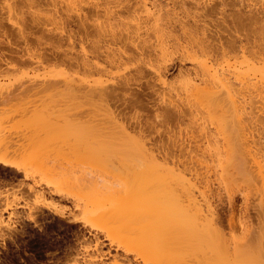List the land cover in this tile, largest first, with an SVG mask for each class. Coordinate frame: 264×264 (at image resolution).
Here are the masks:
<instances>
[{
	"label": "bare ground",
	"instance_id": "bare-ground-1",
	"mask_svg": "<svg viewBox=\"0 0 264 264\" xmlns=\"http://www.w3.org/2000/svg\"><path fill=\"white\" fill-rule=\"evenodd\" d=\"M28 1L29 0H3V2H0H2V4L8 9L7 12L10 13V9L13 10L12 6L15 8L14 6L16 4L23 5L25 7L28 6L26 8L29 9V7L31 8L32 3L39 2L37 0H32V3ZM151 1H154L152 3V7L155 8V10L158 7L156 11L151 12L149 10V6H146V0L140 1L141 5L139 8H142L141 11L145 12V16H147V19L143 21L144 25H136V28L133 25L135 30L133 28V32L130 30L129 33H125L127 35H125L124 38L121 37V34L116 36V33L112 34V32L111 34L113 36H108L112 42L110 40H106L105 37H107V32H105L106 34L103 33L102 36L104 37L105 35L104 38L101 37V39H105V43L108 44L111 42L110 46L113 45L112 43L115 41L119 42L120 40H124V42L128 40V42H131V46L135 49L133 51L139 56L138 57L136 54H134L136 56V60L135 57H133V62L136 63L137 57L140 58L142 62H138H141L140 64L144 68L141 66L137 67L136 65V68L132 66L135 69H133V73H131L130 76H125L123 80L121 79V82H118L117 80V82H115L117 83L115 86L112 84L109 86L111 81L109 78L112 75H120V73L116 74V70L124 65L122 57H128V60L133 63L131 61V55L133 53L127 56L125 55V53L127 54V51H124V54L120 52L123 55L120 56V54H117L116 52L117 57L115 55L110 56L109 54L112 53V51H107L109 47L104 46L108 49L101 47V43L98 42L99 47H96L99 49L102 48L100 49V55L103 54L102 57L105 60H102L104 62H101V64L99 63V60H96L98 57L100 58V55L98 54L99 52H95L97 50L93 42L95 40V34L93 35L94 37H90L91 40L85 38V40L88 42H91L93 38V43H91L94 47L91 46V44L88 46V50L86 49L87 47L83 45V42L86 43V41H79L80 43L78 44L80 45L82 43V46L80 52L75 54L76 57H72V54L67 53L66 50L63 52L60 49L61 47H58V49H60L59 52L61 53H51L49 59H59L63 66L67 63L69 67L68 69L72 68L73 70H68L66 67L65 70L68 72L72 71V74H69L71 72H67L69 75H65L63 71H60L62 74H56L57 72L59 73V70H53L56 73L53 74V72L50 71L51 74L49 75L48 73L43 77L41 75L42 78H40V83H37L36 85L32 84L26 89L20 91L24 92L26 90L34 89L35 91H32L34 94L36 90L38 91L40 89L46 91L51 90L50 92L44 91L49 95L54 91H58V93L62 92L63 96L65 97H63L65 99L64 102H66V99L70 100H68V110L72 111V114L75 111H77L76 113L78 114L79 111H81L82 114H86H83V117L81 114L79 116L77 114L74 115L75 117L78 116V118H83L82 120H79V122L77 121V118L75 120L73 117L72 118L74 120L70 119L71 121H68V123H73V125L77 122L81 123L80 125H78V123L76 124L79 126V128H77L78 126L75 127L74 125V127L78 130H76L77 134L79 133L77 136H80L76 137V139L82 138V141L84 142L82 144L85 145V148L82 149L84 145L80 144L82 147L80 150H84V153H88V151H91L92 153L95 152L99 158L101 157V159H105V162L106 159L108 162V158H110V160L114 159L115 164L112 163L113 161L110 162L114 165L111 166L108 164L110 167L107 165V169H103L105 174L102 173L103 175H100L101 177L105 176V180L102 182L105 183L106 186L105 184H103L105 187L102 186V182H100V185L105 191L103 193L102 191L101 193L97 192L99 185L96 188V183L95 186L93 183V186L91 187V192L97 193V195L99 193L102 194V196L98 195L99 197L101 196V198L98 197L99 199L96 198L93 201H88L87 203L91 206V209H89L91 211L93 209V213L100 212V214H108L107 216H110L109 222L105 225H107V232L109 233V237L112 241L117 242L118 245H123L128 242V240H132V238L134 240L136 236L141 233L139 230H144L142 229L144 227L142 226L141 228V225L147 221L149 224L152 223L153 226L157 227V230L156 227H152V225H150V228H155V230L149 228L152 233L157 231V233H154L156 234L155 238L153 237L155 240L151 237V240L153 239V241L150 240L149 243L146 238L143 237L144 240L147 241L144 245V249L146 250V253L151 254H149V257H153V259H149L153 260H151L152 264H172L174 260L175 262L173 264H182L183 260H185L184 262L187 264H264V152H260V148L257 149L253 146L254 141H252V138L248 136L249 132L244 131L246 128L243 130V128L246 126L242 127L239 118V127H236L238 122L236 123L234 120L233 122H235L236 125L231 123L234 128L225 130V127L227 126L225 125V122L223 123V120L220 117L228 110H232L235 116L239 115V113H242V110L244 109L242 102H245L246 97L250 99V101L253 103V106L255 105L254 107L258 112L260 111V113H264V35L262 36V34H264V0H180L182 2L179 1L180 3L177 4H180L179 6H181V8L186 10V8L192 6V8L189 9L190 11L187 9L189 12L192 10V14L189 15L190 13H188V11L186 12V16L190 19L189 22L188 20L183 21V17L180 15V18L177 17V14H180L181 12H175V10L177 11V7L165 9L167 4L162 5L161 2L158 3V0ZM50 2L53 4V1L50 0ZM66 4L67 2L65 3V7L67 6ZM174 5L175 4H173V6ZM40 6L42 5L40 4ZM72 6L74 7V5ZM227 7L233 11L232 13L228 12L230 13V24H227L226 20L223 18H221L222 20H219L221 21L219 22V25L215 26L214 24L213 28H208L207 25L209 19L212 20L210 22L211 24L215 23L213 22V19L215 18H209L207 22L204 23L206 26L203 23L201 24V18L207 19L212 15H220V11H224L225 9L223 10V8L227 9ZM122 8H124L127 12L136 11V9L133 8V5H130L129 3L125 4ZM92 9L94 10L92 13L96 14L98 12V6L95 5ZM33 13L34 12L32 11L30 15L28 11L30 19H32L31 23H34L37 26L39 25V18L36 16V13ZM104 13L107 14L108 17V12H106V10ZM181 15L184 16L182 13ZM8 16V21H11L12 19L10 18L9 14ZM227 18L229 19V14ZM41 20L42 19H40V22ZM12 21H14V19ZM87 21L86 14H84L83 18L79 21L80 30H82L84 37H88L91 34L86 24ZM15 23L17 24V22ZM14 25L12 24L14 30L11 28L10 30H16L15 32L17 33L18 37L20 36L21 39L25 40L26 38L23 36L25 34H23V29L21 28L22 26L18 24L15 25L17 26L16 28ZM96 28L94 27V29L97 30V36L95 38L98 39L101 35L99 33L101 32V28L99 31ZM251 29L255 30L257 33L259 30V33L257 34L254 31H251L256 34V38L254 39L255 34L252 35L253 33H251L250 35L253 37L250 38H253L254 40H251L250 42V39L248 41L245 37L247 36L246 31ZM130 33L132 36H134V38L129 35ZM122 34L124 35V33ZM241 34H244L243 37L248 42H246L247 46L250 47L246 46L245 41H243L244 43L242 42ZM257 35H259L258 38ZM39 39L40 38H38L37 41H39ZM130 39L131 41H129ZM136 40L139 41L137 42ZM169 41L171 45H169ZM95 42L97 45V40ZM249 42L252 43V46L249 44ZM147 43H149V45ZM118 45H120V43ZM177 47L180 50H178L179 52H177ZM129 49L130 48H128V50ZM123 50L125 49H122V52ZM12 52L16 56L10 55L7 59H5V55L0 53V77L3 76L5 78L6 76V78H8V75L11 72L10 70L15 67L14 63L31 62L33 59H35L33 58L35 56L31 58L29 56L24 58V55H19V53L15 50ZM129 52L131 53V51ZM113 54H115V52H113L112 55ZM145 54H147V56L149 55L150 57H147ZM174 55H177L176 59L173 57ZM66 57L68 59L65 60L66 63H63V59ZM44 59L46 60L42 54L39 57H36V61H34V63H43L44 61L42 60ZM138 62L137 65L139 64ZM182 63H191V66L184 69L183 67L185 66H182ZM58 64L57 66L60 67ZM125 64L128 67L130 63L125 62ZM174 67L176 70L179 68L177 70L178 76L176 77H178V79L180 78L181 81H179V88L177 87L174 90V92L177 91V98L169 99L167 96L169 99L168 101L166 100L167 102L162 99V102L165 103L163 105H166V107L163 108V113H161V115L163 114L161 124L164 123L167 125L169 120H178L183 116L186 119L190 116L192 118L196 110L198 111L199 109H202L208 116V120L210 119V124L212 122L213 126L217 125V129L216 127H212L216 130L215 137H217L218 134H221L219 136V138H221L220 142L216 140L214 136V142H212L213 138L210 137V134L211 136L214 135L212 132L213 130L210 132L209 128L207 129V126L205 127V125L201 126L198 124L197 127H195L197 130V133L196 131L195 133L199 134L198 138L203 136L204 139H206L205 145L208 144V146H205L202 142L203 138L200 139L201 141L199 140V144H202V146L205 148H201L200 145L198 147L196 145L198 144V141L196 143L194 140L195 143L191 141L192 144L194 143L196 145V148L194 147V149L193 146L191 148H185V145H179L178 143H176V145H178L176 146L175 142L172 141L173 144L171 142L170 144L162 143L157 146L154 144L155 147L149 146L150 148H154L151 150L150 148H147L148 143L145 140L148 139H145L147 138L145 135L137 132L138 135L133 136V126H131L132 128L130 127L131 131H129V127L127 128L126 125H123L124 121L126 120L127 122H129L131 119L135 120V116H133L134 114H131L128 117L126 113L123 114L122 112V114H120L119 111L118 114L122 115V118H124V121L121 118L123 121L122 123V121H116L117 119L121 120V116L119 117L117 114V117L116 114H114V111H109L111 110V104L113 105V103L117 102L120 97L124 95V91L129 88L131 83L134 80H139L144 76L143 73H146L145 70H148V72L153 75L154 80L165 83V77L167 76L166 73ZM180 67L183 69H180ZM112 70H115V72H112ZM129 73L130 72H128V75ZM122 76H124V74ZM232 78L234 79V82H231ZM34 79L38 78L34 77ZM114 80L116 81V79L114 78L112 80L113 83ZM152 84H154V82ZM28 92L29 91L24 92V96L28 95L26 94ZM42 92L43 91L40 90V93ZM37 93H39V91ZM53 94L57 95L55 93ZM159 94L162 93L160 92ZM22 95H18V98H21ZM169 95H171V93ZM256 103L259 106H257ZM79 105L82 108H80ZM85 105L87 107L86 109ZM113 106L115 107L116 105ZM98 107H100L99 109L101 112L103 111L102 113L104 117H107L105 120H101L99 118L102 113L99 110H96ZM34 108L38 109L36 106ZM77 109L80 110L78 111ZM202 110H200V112L196 111L195 114H201ZM133 111L135 112V109ZM258 112L257 114L259 115ZM88 113L91 114L88 115ZM97 113H100L101 115L99 114V116H97ZM257 114L256 116H258ZM186 115L188 117H186ZM87 116H89L88 119ZM129 123L131 124L132 122ZM188 123L192 124V122ZM227 124L230 126L229 123ZM240 127L241 129H237ZM217 130L220 132L218 133ZM137 133L135 132V134ZM195 133V138L192 136V138L190 137L192 140L196 139L197 137ZM217 141L219 143H217ZM186 145L189 146V144ZM12 148L13 147L8 145L6 146L5 144L0 146V150L3 151H0L3 153V155L1 154L0 156L1 165L11 166L12 163L10 164V161L7 160L8 155L6 154H9L12 150V152H14V148ZM198 149L201 151V154H198ZM72 151L73 153L74 151L77 153L76 150ZM90 158L91 157H89V159ZM83 160L87 161L86 158ZM88 162L89 160L87 163ZM99 162L96 163L99 164ZM15 168L17 167L15 166ZM18 169L20 170L19 167ZM186 173L189 174V176H185ZM107 177H110L108 180L113 181L114 185L110 181H106ZM213 178L215 181L217 180V183L215 184H218V187L215 190L210 188L213 184L210 186L209 183V181L213 182L211 180ZM95 182L97 181L95 180ZM108 182L113 185V187H111ZM93 187L94 190L97 191H92ZM55 188L56 187H54V189ZM220 188H223L225 191V199L221 196V190L220 192L218 191ZM30 190L32 191L33 189ZM36 190H33L31 194H35L37 196L39 191ZM60 191V189L56 188L51 192L60 194ZM207 192H209V195L206 194ZM215 196L217 197L216 199L220 200L221 202L225 200L227 207L229 208L228 213H221V211L216 209V205L214 206L210 202L208 197L212 198ZM238 196H241L242 198V207H238L235 203ZM198 197L201 198V204L203 203L202 205L199 204L200 201L198 200ZM221 197L224 200L221 199ZM147 202L153 203L152 206ZM143 203L145 206H148L146 207L148 208V210H146L147 212L143 211L144 207L141 206ZM150 207L151 209H149ZM137 210L138 212L140 211L139 213H141L139 218L137 216L139 214H136ZM52 211H54L53 213H55L58 217L62 218V211H59L55 208H53ZM143 212H145V214ZM29 217H32L31 214ZM145 223L143 225H145V229L147 230L148 226H146L147 224ZM125 250L127 251H124V259L129 260L128 255H133L134 252L136 255V251L130 253L128 248ZM104 256L105 253H102L99 250L96 255H91L90 257L86 258L87 260L84 259L85 261H83L86 262V264H99ZM114 257L118 258L119 256L114 255ZM142 259V263L146 264L147 262H145V260L147 259Z\"/></svg>",
	"mask_w": 264,
	"mask_h": 264
},
{
	"label": "rangeland",
	"instance_id": "rangeland-1",
	"mask_svg": "<svg viewBox=\"0 0 264 264\" xmlns=\"http://www.w3.org/2000/svg\"><path fill=\"white\" fill-rule=\"evenodd\" d=\"M0 1L3 2V0H0ZM29 1L31 2L32 0H29ZM37 1H39V2H34V3L31 2L32 3V5H31L32 9L30 7H29V9L26 8L28 6L25 7L23 5L16 4L14 6L15 8H13V6H12V9L15 12L10 9V13L7 12L8 9L2 4V2H0V24H1L0 25V53L5 55V59H7L10 55L16 56L12 52L14 50L16 52H18L19 55H24V58L28 57V56L30 58L35 56V57H33L35 59H33L31 62L14 63L16 68L14 67L15 69L13 68L10 70L11 72L9 71L10 73L8 75L9 76L8 78H6V76H5V78L3 76H1L3 78L0 77V144H1L0 146H2V144L3 145L5 144L6 146L8 145V146L14 148V152H12L13 151L12 150L13 148H12L11 149L12 151L9 154H6V155H8L7 160L10 161V164L12 163L11 166H8V165L5 166V165L0 164V264H86V262H84L85 260H87L86 258L90 257L91 255H96L99 250L102 253H105L104 258L102 259L101 262H99V264H143L142 258H144V260H145V258L147 259V260H145V262H147L146 264H152L151 260L153 259V257H149L151 254L146 253V250L144 249L145 248L144 245L146 244L147 241L149 242L151 240V237L155 238L156 234H154V233H157V231L152 233V231L150 229L152 227H156V226H153V224L151 222H150L151 224H149L147 221H145L146 223L145 222L144 223L147 224L146 226H148L147 230L145 229L146 227H145V225H143L144 224L143 223L141 225V228L143 226L144 228H142V229H144V230L143 231L141 229L139 230V232H141V233H139L136 236V238L139 236L137 239L135 238L133 240V238H132V240H128V242H126V243L124 242L125 243V244H123L124 246L122 244L118 245L117 242L112 241L111 238L109 237V233L107 232L108 231L107 225H105L106 223L109 222L110 216H107L108 214L103 215V214H100V212L97 213L95 211H94L95 213H93L92 212L93 209L91 211L90 210L91 206L89 204H87L88 201H90V200L93 201L94 199L98 198L99 197L98 195L102 196V194H100V193H101V191H102V193L105 191L102 187V186H104L103 184H105L102 182L103 180H105L104 179L105 176L101 177L100 175L102 173L105 174L103 172V169L105 168L104 170H106L107 169L106 166L108 164L112 166L115 163H114V159L110 160V158H108V162H109L108 163L107 159L105 162V159H103V158L101 159V157L99 158V156L97 154H95V152L92 153L91 151L90 152L88 151V153H84V150H80L82 148L80 146V144H82L84 142L82 141V138L76 139V137H80V136H77L79 133L77 134V132H76L77 129L75 127L80 125L81 123H78V122H79V120L83 119V118L81 119V117H79L80 118L79 119L78 116L81 114V116L83 117L86 114L83 113L84 114L83 115L81 113V111H79L80 109L79 110L77 109L79 111V114L76 113L77 111L74 112L75 114L74 113L72 114V111L68 110L70 100L66 99V102H64L65 97L63 96L62 92L58 93V91H56V92L54 91L53 93H55L57 95H54L53 93H51L52 95L51 94L49 95L46 93L49 90L46 91V90H42V89L38 88L41 91H43V92L46 91V92L40 93V90H38L40 93L39 94V93H37L38 91L36 90V92L33 94L32 91L34 92L35 91L34 89L33 90H26V91H29L30 94L28 92L26 94H28L29 96L28 95L24 96L23 93L26 91H24V92L20 91V90L26 89L27 87L31 86L32 84L36 85L37 83H40V78H42L47 73H48V75L51 74L50 71H52L54 74V73H56L55 71H57V69H58L59 73L57 72L56 74H62V72L60 73V71H63L65 75L72 74V71H69V72H71V73H69L68 71L65 70V67H66V69L69 68L68 64L65 62V60L68 59L67 57L63 59V63H66V65L64 64V66H63L62 62L59 59L58 60L49 59L50 55L53 52L58 53L59 50L61 49L63 52L66 50L67 53H71L72 57L75 56V54H78L80 52L81 46H82V43L80 45L78 43L83 42L85 40V38L88 40H91L90 37H92L95 34L97 36V32H96L97 30H95L94 27L95 28L97 27L96 29H98V31L101 28L100 29L101 32H99L101 35L98 34V35H100V37L98 38L99 40L97 38H95L96 36L95 37L93 36L95 39L94 41L92 38V41L94 42V46L97 49L95 51L96 53L99 52L98 54L100 55V49H102V48H100V49L97 48V47H99L98 42H100L101 47L108 46L109 49L107 47H104V48H107L108 49L107 51H109V52L110 51H112V53L115 52V54H113V55H112V53H110V54L108 53L110 56L115 55L117 57L116 52H117V54H120V56H123L121 53L124 54L127 51V54L125 53V55L128 56V55H131L133 53L131 55L132 56L131 61L132 62L134 61L133 57H135V60H136V56L134 55V54H136V52L133 51L135 49L131 46V44H130L131 42H128V40L127 41L125 40L126 42H124V40L123 41L120 40L123 43H121L120 41L119 42L115 41L114 43H112L113 45L110 46L112 41L109 39V37H110V35L113 36L112 34L116 33L115 34L116 36L118 34H121L122 35L121 37L124 38V36L127 35L125 33H129L130 30L133 32V28L136 25H144L143 21L147 19V16H145L146 15L145 12L141 11L142 8H139V6L141 5V3H140L141 0H91V1L90 0H70V1L69 0H66V1L65 0H55V1L51 0V1H53V4L55 3L54 5L51 4L50 0H45V1L44 0H37ZM146 1H147L146 6L147 7L149 6L148 8L151 12L156 11L158 9L157 6H156L157 7L156 10H155V8L152 7V3L154 1L153 2L151 0H146ZM175 1H173V0H158V3L161 2L162 5L167 4V7L165 9H172V8L177 7L176 8L177 11L175 10V12L177 13V12L181 11L180 14L179 13L177 14V17L180 18L179 17V15H180L181 17H183V19H182L183 21L188 20V22H189L190 19L186 16L187 15L186 12L190 8H192V6L186 8V10H185L184 8H181V6H179L180 4H177V3H180L182 1H180V0H177L176 2ZM60 2H62V3H60ZM66 2H67V4H66L67 6L65 7ZM36 3H39V4H36ZM128 3L130 5L132 4L133 8H135L136 11H134V12L128 11L127 12L124 8H122L125 4H128ZM40 4L42 6H40ZM71 4L74 5V7ZM173 4H175L176 6L174 5L175 6L174 7ZM95 5L98 6V9H97L98 12L96 14L92 13V11H94L92 8ZM16 7H17V9H16ZM20 8H22V9H20ZM65 8H66V10H65ZM67 8H68V10H67ZM137 8H138V10H137ZM152 8H153V10H152ZM105 10H106V12H108V17H107V14L104 13ZM223 10L224 11H220V15L222 14L221 15L222 17L219 14H217L218 16L212 15V16H209L207 19L201 18V20L203 21V22L201 21V24L202 23L204 24L205 22H207V20L209 18H212V19L215 18V19H213V22H215V23L212 22L213 24H211L210 22L212 20L209 19L208 25H207L208 28L209 27L213 28L214 24H215V26L219 25V22H221L219 20H222L221 18L226 20L227 24H230V20H231L230 19V13H232L233 11L230 10L229 7H227V9L223 8ZM28 11H29L30 15H31L32 11L34 13H36V16H38V18H39V25L36 26V24L31 23L32 19H30ZM189 11H188V13H190L189 15H191L192 10H191V12H189ZM225 11H226V13H225ZM228 12H230V13H228ZM143 13H145V14H143ZM181 13L184 16H182ZM223 13H225L227 15H225ZM8 14L10 15V18L12 20L14 19V21L17 22V24L12 20L8 21V19H7L9 17ZM84 14L87 15L88 21L86 22V24L89 28L88 29L89 32L91 33L90 36H88V37H84L82 30H80L79 21H80V19L83 18ZM228 14H229V19L227 18ZM101 16H103V17H101ZM96 17H97V19H96ZM31 18H32V16H31ZM196 18H198V17H196ZM40 19H42L41 22H40ZM135 21H140V22H135ZM216 22H218V23H216ZM137 23H139V24H137ZM12 24L13 25L14 24L15 25L20 24L22 26L21 28L23 29V34H25L23 36H25V38H26L25 40L21 39L20 36L18 37L17 33L15 32L16 30L15 31L10 30V28L14 30V28L12 27ZM133 25H134V27H133ZM204 25L206 26V24H204ZM15 27L17 28V26H15ZM135 28H134V30H135ZM115 30L118 32H116ZM247 31H246L247 36L245 38H247L248 41L250 39V42H251V40L253 41L256 38L255 33H257V32L253 29L249 30L250 32L249 31L247 32ZM251 31H254L255 33L251 32ZM105 32H107V34ZM103 33L106 34V36H107V37H105V35H104L106 40L111 41L108 44L105 43L106 41L104 42L105 39H101V37H103L102 36ZM122 33H124V35ZM131 33L129 35H131ZM239 33H242V32H239ZM251 33H253L252 35L255 34L254 39L250 38V37H253L250 35ZM258 33H259V30H258ZM3 34L4 35L6 34V35L4 36ZM243 35L244 34H241L242 42L245 41V44L247 46L248 42L246 41V39H244ZM248 35H250V36H248ZM263 35L264 34H262V36ZM258 36L259 35H257V38H258ZM132 37L134 38V36H132ZM38 38H40L39 41H37ZM5 40L7 43L5 42ZM96 40H97V45L95 42ZM129 41H131V39ZM136 41L138 42L139 40H136ZM152 41H153V39H152ZM11 42H12V44H11ZM91 42L86 41V43H89V44H86L85 42H83V45L85 47H87L86 48L87 50H88V46L93 43V42L92 43ZM250 42H249V44L252 46V43H250ZM103 43H104V45H103ZM119 43H120V45H118ZM128 43H129V45H128ZM168 43H169V45H171L170 41ZM147 44L149 45V43H147ZM122 45H125L127 48L125 46H122ZM91 46H93V44ZM58 47L59 48L61 47V48L58 49ZM247 47H250V46H247ZM95 48H94V50H95ZM128 48H130L131 50L130 49L128 50ZM122 49H125V50H123V52H122ZM178 50H179V48L177 47V52L180 51V50L179 51ZM105 51H106V49H105ZM129 51H131V53ZM29 53H31V54H29ZM59 53H61V52H59ZM152 53H153V51H152ZM42 54L44 55L46 60L45 59L42 60V61H44L43 63H39V62L34 63V61H36V57H39ZM63 55H64V53H63ZM145 55L147 56V54H145ZM102 56H103V54L100 55V58L98 57L96 59L97 61L98 60L100 61L99 63H101V62L103 63L105 61ZM176 56L174 55L173 57L176 59ZM124 57L125 56L122 57V59L124 61V65L122 66L123 68L122 67L119 68L121 71L119 69L118 70L115 69L116 74L120 73V75H118V76H121L122 78L118 77L117 75H115V76L112 75L116 79V81L114 80V83H113L112 80L114 78L111 76L109 78L111 80L110 84L108 83L109 86L111 84L115 86V84H117V83H115V82H117V80H118V82L119 81L121 82V79L123 80V78H125V76L128 77L131 75V73H133V69H135L136 66L137 67L141 66L140 63L142 61L140 60V58H138L139 56L137 57L136 63L133 62L134 64L131 63L130 60H128V57L127 58L126 57L124 58ZM129 59H131V58H129ZM102 60H104V61H102ZM126 60H128V61H126ZM138 61H141V62L139 63ZM125 62L130 63L129 65L127 64L128 67L126 66ZM137 62L139 63L138 65H137ZM57 64L60 65V67L57 66ZM190 64L191 63H182V66H185V67H183L185 69V68H189L191 66ZM132 66H134L135 68ZM129 67H131V68H129ZM60 68L61 69L64 68V69L61 70ZM125 68H126V70H125ZM142 68H144V67H142ZM183 68L180 67V69H183ZM122 69H123V71H122ZM53 70H55V71H53ZM68 70H73V69L70 68ZM115 70L114 71L112 70V72H115ZM177 70L174 67L173 69H171L170 71H168L166 73V75H167L165 77V83L166 84L162 81L154 80L153 75L150 74L148 72V70H145L146 73L145 72L143 73L144 76L139 80H136V81L132 80L133 82L131 83L129 88L126 89L128 86L125 88L126 90L123 93L124 95L122 97H120V99L117 102L113 103V105H116L115 106L116 108L112 104H111V106H113V107L110 106L111 110H109V111H114V114H116L117 117H118V115H119V117L121 116L120 119L123 117L122 115H120V114H122V112H123V114L126 113L128 117H129V115L134 114L133 116H135V120H133V119L130 120L128 118L130 120V121L129 120L128 121L132 122L131 124L129 122H127V120L124 121V118H122L124 121L123 125L124 126L126 125L127 128L129 127L128 128L129 131H131V128H132L131 126H133L132 132H134V134L132 132H130V133H132L133 136L134 135L137 136L138 135L137 132L145 135L147 137L145 139H148V140H145L148 143L147 148H150L149 146L155 147V145L157 146V145H160L162 143L163 144H168V143L170 144L172 141L175 142V145H176V143H178L179 145L181 144L183 146L185 145L184 146L185 148H188V147L191 148L193 146V149H194V147L196 148V145L198 147L200 145V147L202 148L204 146H202V144H199V140L201 138H203L202 142L205 145L206 139H204L203 136L202 137L200 136V138H198L199 134H196L197 130L195 129V127H197L198 124H200L201 126L205 125V127L207 126V129L209 128L210 132L213 130L212 132L214 133V135L211 136V134L210 133L209 134H210V137L213 138L212 142H214L216 130L213 127H216L217 125L213 126L212 122L210 124V122H209L210 119L208 120V118H207L208 116L206 115L205 111H203L202 109H199L198 111L196 110L197 112H200V110H202L201 114L200 113L195 114L196 113V111H195V113H194L195 117L193 115V117L191 118V116L188 117L186 115V117H188L187 119L183 116L182 118H179L178 120L177 119L176 120L175 119L169 120L168 121L169 123L167 122V125H165L164 123H163L164 125L161 124L162 123L161 119H163V117H162L163 114L161 115V113H163V108L166 107V105H163L165 103L162 102L163 101L162 99H164L165 101L166 100L168 101L169 99L177 98V96H176L177 91L174 92V90L179 86V84H180L179 81H181L180 78H179L180 79L179 80L178 77H176V76H178ZM46 71H48V72H46ZM121 72H122V74H121ZM128 72H130L129 75H128ZM147 73H149V74H147ZM123 74H124V76H122ZM41 75H42V77H41ZM33 76L35 78H38V79H34ZM153 82H154V84H152ZM159 82H161V83H159ZM231 82H234L233 78H232ZM171 89H172V91H171ZM160 92L162 94H159ZM170 93H171V95H169ZM18 95L19 96L22 95L21 98H18ZM167 96L169 97V99ZM247 99L248 98L246 97L245 102L244 101H243L244 103L242 102V104L244 105V109L242 110V113H239V115L235 116L233 114L232 110H228L224 115H222V114H219V115H222L220 117L223 120V123L225 122V125L227 126V127H225V125L223 124V126L226 128V129L224 128L225 130H229V129L234 128V126H232L231 123H233V125H234L235 122L236 123L238 122L237 123L238 125H236V124L235 125H236V127H239V119H240L242 127L246 126L243 128V130L246 128V130H244V131H246V132L248 131L249 132L248 136H250L252 138V141H254L253 146L256 147L257 149L260 148L259 151L260 152L262 151V153H263L264 152V117H263L264 113L262 114V112L261 113H260V111L258 112L257 109H255V107H254L255 105L253 106V103L250 101V99H248L249 102L247 101ZM162 105H163V107H162ZM256 105H257V103H256ZM35 106L38 109H35L34 108ZM257 106H259V105H257ZM90 107H91V105H90ZM70 108H71V106H70ZM80 108H82V107L80 106ZM86 108L87 107L85 105V109ZM99 108L100 107L96 108V110H99L101 112V110ZM101 109H103V108H101ZM134 109H135V112L133 111ZM50 110H52V111H50ZM96 110H95V112H96ZM119 111H120V114H118ZM257 112L259 113V115L257 114ZM104 113H105V111H104ZM76 114L78 116L75 117L74 115H76ZM90 114L88 113V115H90ZM99 114L100 113H97V116H99ZM256 114L258 116H256ZM102 115H103V113H102ZM102 115L99 116V118L101 120L102 119L105 120L107 117L106 116L104 117V115L103 116ZM72 117L75 120H76V118L78 119L77 120L78 125H76L77 123H74L75 127H74L73 123L72 124L70 122L68 123V121L70 119L71 120L73 119ZM88 117L89 116H87V119H88ZM194 118H196V119H194ZM122 119L121 120L115 119V120L120 122V121H122ZM234 120H235V122H233ZM123 121H122V123H123ZM126 122H127V124H126ZM188 122H192V124L188 123ZM227 123H229L230 126H228ZM214 124H215V122H214ZM77 128H79V126ZM193 129H194V131H193ZM216 129H217V127H216ZM237 129H241V127L237 128ZM170 131L172 132V134ZM195 131H196V133H195ZM135 132L137 134H135ZM219 132L220 131H218V133ZM158 133H160V134H158ZM194 133L197 135V137H196V139L192 140L191 138L195 136ZM143 135H141V136H143ZM220 135L221 134H218V136L215 137V139L218 140L219 142L221 139V138H219ZM168 138H169V140H168ZM251 138H250V140H251ZM194 140L196 141V143L198 141V144L195 145ZM191 141L194 142L193 144L195 146L192 144ZM207 141H208V139H207ZM218 141H217V143H219ZM173 142H172V144H173ZM179 142H182L184 144L179 143ZM186 142H190V143H186ZM185 143L189 144V146H187ZM75 144H76V146H75ZM82 145H84V144H82ZM79 146H80V148H79ZM176 146H178V145H176ZM183 146H181V147H183ZM205 146H208V144H206ZM84 148H85V145L82 149H84ZM150 149L152 150L154 148H150ZM199 149L197 152H199L198 154H201L200 153L201 151H199ZM72 150H76L77 153L75 151L73 153ZM0 151L3 152L2 150H0ZM80 151H81V153H80ZM1 152H0V156H1V154L3 155V153H1ZM195 152H196V150H195ZM89 157H91V158L89 159ZM84 158H86L87 161L89 160V162L87 163V161H84L83 160ZM94 161H95V163H94ZM81 162H83V163H81ZM96 162H99V164H97ZM110 162H112L114 164H111ZM12 165H14V166H12ZM83 165H84V167H83ZM15 166L17 168H15ZM99 166H101V167H99ZM102 166H103V168H102ZM18 167L20 168V170L18 169ZM97 171H100V172H97ZM185 176H189V174L186 173ZM98 177L101 179H99ZM190 177H188V178H190ZM109 178L110 177H107L106 181ZM198 178H200V177H198ZM213 179H211L213 182L209 181V183H210V186H211V184H213L212 187H210V188L211 189L213 188L215 190L218 187V184L216 185L215 183H217V180L215 181V179L214 180ZM95 180L97 182H95ZM108 181H110V180H108ZM100 182H102V184ZM110 182L112 184L114 183L113 181H110ZM195 182H196V180H195ZM35 183H37V184H35ZM93 183H94V186L96 183V186H95L96 188L99 185L98 189H97L98 191L94 190V187L92 190V191L100 192L98 195H97V193L91 192V187L93 186ZM214 184H215V186H214ZM36 185H39V186H36ZM109 185L111 187H113L114 184L111 185L109 183ZM105 186H106V184H105ZM54 187L61 190L60 194H55L54 192H53L54 193L53 194L51 192V191L56 189V188L54 189ZM52 188H53V190H52ZM30 189H33V190L37 189L39 191L40 195L39 194H38L39 196L38 195L36 196L35 194L32 195L31 193L33 192V190L31 191ZM99 189H101V190H99ZM220 190H221V192H220ZM218 191L221 193V196L224 198L225 197V191L223 190V188L222 189L220 188ZM206 194L209 195V192H207ZM101 196L99 198H101ZM222 197H221V199H223ZM216 198H217L216 196L212 197V198L208 197L210 202L214 206L216 205V207H217L216 209L218 211H221V213H226V212L228 213L229 208L227 207V204L224 200L226 197L223 199L224 203L221 202L220 200L216 199ZM198 200L200 201L199 204H201V202H202L201 198L198 197ZM242 202L243 201H242L241 196H238L236 201H235L236 205L238 207H242V205H243ZM148 204L149 205L151 204V206H152L153 203L149 202ZM141 206L144 207L143 211L148 210V208H146L148 206H145L144 203ZM141 206H140V209H141ZM153 206H155V205H153ZM53 208L63 212L62 218L58 217L55 213H53L54 212V211H52ZM149 209H151V207ZM30 211H31V213H30ZM139 212L137 210L136 214H139V215H137L138 218L140 217V214H141ZM143 213L145 214V212H143ZM218 213H220V212H218ZM30 214L33 218L29 217ZM134 217H135V215H134ZM150 225H152L151 228H150ZM152 230H155V228H152ZM156 230H157V227H156ZM150 232H151V234H150ZM143 237L146 238L147 241L144 240ZM139 238H140V240H139ZM153 239L151 241H153ZM141 243H143V244H141ZM125 247L128 248L130 253L131 252L133 253V251H136V255L134 254L135 252L133 253V255H135V256L128 255V258L130 261L127 259H124V257H123V255L125 254L124 251H127V250H125V249H127ZM114 255H118L119 257L116 258V257H114ZM140 256H141V258H140ZM134 257H136V258H134ZM150 258H152V259L149 260ZM182 260H180V261H182ZM184 261L185 260H183L182 264H187ZM174 262H175V260H174Z\"/></svg>",
	"mask_w": 264,
	"mask_h": 264
}]
</instances>
